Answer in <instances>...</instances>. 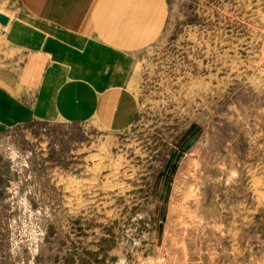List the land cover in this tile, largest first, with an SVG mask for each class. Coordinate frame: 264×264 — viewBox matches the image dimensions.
Returning <instances> with one entry per match:
<instances>
[{
  "label": "rangeland",
  "instance_id": "374dc122",
  "mask_svg": "<svg viewBox=\"0 0 264 264\" xmlns=\"http://www.w3.org/2000/svg\"><path fill=\"white\" fill-rule=\"evenodd\" d=\"M0 16V264H264V0Z\"/></svg>",
  "mask_w": 264,
  "mask_h": 264
},
{
  "label": "crops",
  "instance_id": "0c3cea01",
  "mask_svg": "<svg viewBox=\"0 0 264 264\" xmlns=\"http://www.w3.org/2000/svg\"><path fill=\"white\" fill-rule=\"evenodd\" d=\"M18 103H19L18 101L9 100L7 103L4 104L6 106H5L4 111H1L0 125H3V122L9 124V123L17 122L20 119L25 118V117H22L20 119H16V120L11 121V119H14L16 116H20L21 113L23 112V109L21 108V106ZM8 105H9L10 109L8 110V112H5L7 110L6 108H8ZM7 124H5V125H7Z\"/></svg>",
  "mask_w": 264,
  "mask_h": 264
},
{
  "label": "water",
  "instance_id": "95a60500",
  "mask_svg": "<svg viewBox=\"0 0 264 264\" xmlns=\"http://www.w3.org/2000/svg\"><path fill=\"white\" fill-rule=\"evenodd\" d=\"M0 19H1L2 22L5 21V18L3 16H0Z\"/></svg>",
  "mask_w": 264,
  "mask_h": 264
}]
</instances>
